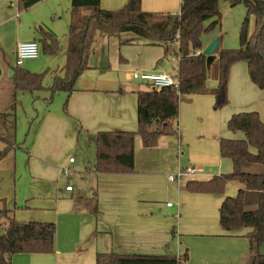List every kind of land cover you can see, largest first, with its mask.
<instances>
[{
    "label": "crops",
    "instance_id": "obj_1",
    "mask_svg": "<svg viewBox=\"0 0 264 264\" xmlns=\"http://www.w3.org/2000/svg\"><path fill=\"white\" fill-rule=\"evenodd\" d=\"M68 1L72 7V0ZM226 1L231 5V0ZM127 2L128 0H101V7L106 10H119ZM181 2L182 0H141V6L144 11L148 12L178 14ZM61 5L62 0H41L23 10L20 8L18 0H0V66L2 70L1 58L5 59L8 51H11L16 59L18 44L23 41L36 40L41 49V46L45 47L44 35L51 32L59 44L58 46L56 44L55 50L60 49L57 37L58 29L55 26L47 27V22H49L47 16H52L53 21L56 22L58 19L56 14L61 9ZM240 5L242 4L239 3L234 7ZM28 13L31 18H28ZM72 18L73 8H71V20ZM9 24L15 25L18 31L23 26L39 28L40 36L32 35L27 39H16L12 42L4 30ZM221 26L222 23L219 27ZM100 36L107 35H98V37ZM220 36L221 33L203 43L204 49L216 38L220 39L219 43L221 44ZM47 42L52 47L55 44L53 39H48ZM216 57L214 55L209 63L207 61L209 76ZM245 62L247 63V61ZM110 67L107 60L103 66L98 65L97 69L104 73L109 71ZM92 69L93 66L90 64L89 58V68L80 77ZM85 75L84 79L90 81L91 79ZM130 77L135 80L132 73ZM98 79L103 81L100 84L102 87L86 86L79 90L76 89L71 94V96L73 95L71 98L73 109L71 108V110L75 116L82 120L87 129L88 139L95 146V135L98 132L116 129L136 130L138 92L143 91L138 84L131 89H128L125 84L112 88L111 85H114L115 80L109 77V74H100ZM250 81L252 84H247L248 87L256 92L255 87L258 86L252 80ZM82 84L88 85L86 82ZM209 85L211 88L215 87L213 84ZM258 89L260 91L258 93L264 94L261 88L258 87ZM127 90H131V94H128ZM129 95L131 104L127 101ZM187 96L191 95H184L181 98ZM197 101L198 98L193 99L194 103ZM208 102L213 104V99H208ZM224 111L221 112L223 122L229 120L234 113L246 110ZM259 112L264 122V110ZM210 113L219 114V112L211 111ZM4 114L6 113H0V116L2 117ZM181 121L184 123L183 112ZM179 127V131H181V125ZM228 137L240 139L244 138V134L238 133L228 135ZM217 138H219L218 132L214 133L212 137L208 135L198 137L197 147L200 150L204 149L206 143L213 144L214 150L210 155L212 157L210 164L219 162L218 143L220 147L223 137L216 142ZM186 140L188 137L184 138L181 132L177 138L171 135L162 136L156 146L145 147L142 145L141 136L137 135L134 148L136 169L134 172H97L96 149L90 160H87L89 167L82 177L86 180L85 186L79 187L68 183L73 185V190H67L66 187L59 186L58 180L52 179L47 174L42 175L38 170L33 169L27 172L25 181L27 185H24L22 190L19 187V182L22 183L24 174H20V147L16 130L17 145L5 158L0 160V209L13 210L19 221L53 222L56 224L57 231L53 252L17 253L12 257V264H96L99 252L123 254L141 252L144 254L154 253V250L158 248L162 254H165V250L175 254L184 252L188 246H191V253L190 249H187V253H189L188 260L185 261L186 264H249L250 242L247 240L248 238L245 239L243 231L248 233L251 229L244 228L236 232H227L220 224V206L223 200L227 196L237 195L243 184L238 181H230L227 183L225 187L227 190L225 189L224 193L188 191L185 186L189 181L210 180L215 176V173L207 172V162L199 163V165L194 164L198 163L194 160L195 152L193 148L185 150ZM5 146V142L0 138V153ZM181 154L189 156L188 165H183L179 158ZM76 163L77 159L74 162H69L68 166ZM140 163L143 166L140 167ZM189 166L196 167L197 171L180 181H171L166 175L169 171L177 173L180 169ZM250 170L256 171L258 168L253 166ZM61 173L64 175L63 171ZM230 186L234 190L228 188ZM160 194L166 197L172 195L175 200L173 205L167 206V202L171 201L164 203L165 199H160L158 196ZM95 206H97V211H95ZM230 233L233 235H229ZM178 240L181 241L180 246L177 243ZM263 245L264 243L260 244L259 249Z\"/></svg>",
    "mask_w": 264,
    "mask_h": 264
},
{
    "label": "trees",
    "instance_id": "obj_2",
    "mask_svg": "<svg viewBox=\"0 0 264 264\" xmlns=\"http://www.w3.org/2000/svg\"><path fill=\"white\" fill-rule=\"evenodd\" d=\"M41 0H18L25 10ZM244 3L248 17L241 34V47L223 49L218 45L210 75L217 86L207 84L209 68L207 56L202 52V35L222 23L220 0H182L178 14L148 12L141 0H128L119 10H106L101 0H72L73 18L69 27L68 48L64 76L54 78L52 89L64 90L69 95L76 90L80 75L89 68V58L98 35H120L132 32L149 44L170 47L178 43V70L180 88L149 89L138 92V130L101 131L95 135L97 149L96 171L99 173H131L135 171V139L142 138L145 147L156 146L162 136L174 135L173 122L179 118L180 99L190 94H212L215 109L229 102L228 86L231 67L239 61H247L251 80L264 91V0H231L235 6ZM89 10L88 15L81 12ZM255 17V29L249 37V16ZM208 23V25H206ZM53 39V47L48 44ZM46 52L57 51L53 34L43 37ZM43 43V44H44ZM47 44V45H46ZM55 47V48H54ZM45 73H33L17 66L13 68L11 82L15 90H38L44 88ZM4 117V116H3ZM0 127V138L6 146L0 160L17 145L16 119L5 118ZM228 128L241 131L244 138H222L220 154L233 162V170L216 175L206 181H189L185 188L191 192L224 193L230 181L243 184L237 195L227 196L220 206V224L227 232L241 228L251 229L246 237L250 242V264H264V254L259 245L264 243V122L257 111L234 113ZM256 166L258 170L250 169ZM97 211V206H95ZM56 224L53 222L19 221L13 210L0 209V264H12L17 253H51L54 251ZM184 260H188L185 253ZM174 254H123L99 252L96 264H181Z\"/></svg>",
    "mask_w": 264,
    "mask_h": 264
},
{
    "label": "rangeland",
    "instance_id": "obj_3",
    "mask_svg": "<svg viewBox=\"0 0 264 264\" xmlns=\"http://www.w3.org/2000/svg\"><path fill=\"white\" fill-rule=\"evenodd\" d=\"M241 4L238 7H234L229 5L226 0H221L222 26L216 27L209 32H204L202 35L203 43L221 33V48L237 49L241 47V34L244 22L248 17L247 7L244 3ZM71 8L70 1L62 0L61 9L56 14L58 17L57 21H53L52 16H47L49 21L47 22V27L55 26L58 29L57 37L60 42V49L56 53H48L41 46L39 58L27 59L20 66L33 73H45L46 75L43 80L44 88L33 91L15 90L11 82L13 68L17 67L15 55L11 51H8L6 58H1L3 73L0 77V113L6 114L3 115L4 117L0 116V127L6 122L5 118L15 117L20 147V174H24L22 183L19 182V187L22 190L25 187L24 185H27L25 184L27 172L33 169L38 170L42 175L47 174L52 179L58 180L61 187H66L68 183L79 187L85 186L86 180L82 177L86 174L85 171L89 167L87 160H90V157L94 155L96 150V146L88 139L87 129L82 120L75 116L71 110V108L73 109L71 105L73 95H69L64 90L52 89L54 78L56 76L63 77L65 74L66 57L64 54L68 43L67 35L71 21ZM89 13V10L81 12L82 15H88ZM27 16L31 18L29 13ZM43 27L45 26L43 25ZM254 29L255 17L250 15L248 23L249 37L253 34ZM4 30H6L12 42L16 39H27L32 35H35V37L40 36L39 28H30L29 26L27 28L23 26L18 31L15 25L9 24ZM93 48L94 50L90 56V64H92L93 69L89 73H85L86 75L84 74L91 80H85L84 75L78 78L75 84L77 90L86 86L94 88H97L96 86L102 87L100 84L103 81L98 79L100 74H109V77L114 78L115 83L111 85L112 88L125 84L128 89H131L138 84L141 86V90H149L152 88L149 84L146 83L148 87L144 82L132 80L130 74L134 71L175 73L178 70L179 59L176 52L179 46L177 43L171 45L170 54L166 56L165 48L162 45L149 44L136 34L125 32L109 38L108 36H100ZM107 60L111 67L109 71L101 73L97 67L98 65L103 66ZM250 80L247 63L245 61L241 63L237 62L231 67L228 86L229 102L223 108L215 109V97L212 94H190L191 96L180 99V117L173 122V127L177 133L171 136L177 138L181 132L184 138L187 136L188 140L185 143V150L193 148L195 152L194 160L198 162L194 164L199 165V163L207 162V172H213L215 176L232 172L233 163L231 159L222 157L219 152V162L217 164H210L212 160L210 155L214 150L213 144L206 143L204 149L200 150L197 147L198 137L200 135L212 137L214 133L218 132L219 138L216 139V142H218L222 137L231 139L232 137H228V135L242 133L241 131L234 132L230 130L228 128L229 120L223 122L221 112L224 110L244 109L246 111L253 110L257 112L262 109L264 110V94L258 93L260 92L258 87H255L256 92H253L247 85L252 84ZM207 81L209 87V84L217 86V80L211 75ZM84 82L88 85L82 84ZM127 91L128 94H131V90ZM128 98L127 101L131 104L130 95ZM195 98H198L196 103L193 102ZM210 98L213 99V104L208 102ZM210 111L219 112V114L213 115ZM182 112L184 123L181 121ZM135 125L137 127L136 130L130 131L138 130L137 120L135 121ZM179 125H181V131H179ZM218 150L220 151L219 143ZM71 157L77 159V163L68 166ZM179 158L184 166L189 164L188 155L181 154ZM141 166H143L142 163H140ZM66 168L71 170L69 177L61 173V170ZM175 173L169 171L166 175ZM225 189L227 190V188ZM158 196L160 199H165L164 203L167 201L175 202L172 195L170 197L162 196L161 194ZM241 229L243 230L244 228ZM243 233H245L244 237L247 239V232L244 230ZM229 235L233 234L230 233ZM180 242V240L177 242L179 246ZM173 249L175 250V247ZM187 249H190L188 251L191 253V246H188L184 252L174 254L175 256H182L183 261L181 264H186L184 256ZM258 250L264 254V245L260 249L258 248ZM158 252V248L154 250L155 254H162V252ZM165 254L171 253L165 250ZM248 255L250 257V244ZM248 263L250 264V261Z\"/></svg>",
    "mask_w": 264,
    "mask_h": 264
},
{
    "label": "built area",
    "instance_id": "obj_4",
    "mask_svg": "<svg viewBox=\"0 0 264 264\" xmlns=\"http://www.w3.org/2000/svg\"><path fill=\"white\" fill-rule=\"evenodd\" d=\"M203 51H197L196 54H201ZM40 55V44L36 40L23 41L18 44L16 51V65L22 66L24 61L27 59H36ZM132 77L135 80L149 84L151 89H160L163 87H172L177 92L180 88V80L177 73L171 72H159V71H134L132 72ZM75 158L71 157L70 162H74ZM63 173L67 176L70 174L69 168L62 169ZM197 168L194 166H189L184 169H180L175 174H169L168 178L171 181H180L184 177L194 174ZM67 190H73V185L68 184L66 186ZM172 202H167V206H172ZM179 261H183L182 256H177Z\"/></svg>",
    "mask_w": 264,
    "mask_h": 264
},
{
    "label": "water",
    "instance_id": "obj_5",
    "mask_svg": "<svg viewBox=\"0 0 264 264\" xmlns=\"http://www.w3.org/2000/svg\"><path fill=\"white\" fill-rule=\"evenodd\" d=\"M220 39L216 38L211 42L204 50L203 53L208 57V63L211 61L212 57L215 55L216 49L220 44ZM2 75V68L0 66V77Z\"/></svg>",
    "mask_w": 264,
    "mask_h": 264
}]
</instances>
